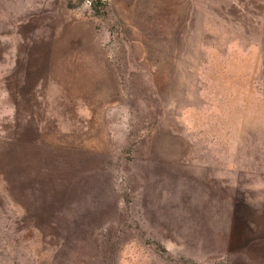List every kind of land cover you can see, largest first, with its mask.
Listing matches in <instances>:
<instances>
[{"label": "rangeland", "instance_id": "rangeland-1", "mask_svg": "<svg viewBox=\"0 0 264 264\" xmlns=\"http://www.w3.org/2000/svg\"><path fill=\"white\" fill-rule=\"evenodd\" d=\"M0 264H264V0H0Z\"/></svg>", "mask_w": 264, "mask_h": 264}]
</instances>
